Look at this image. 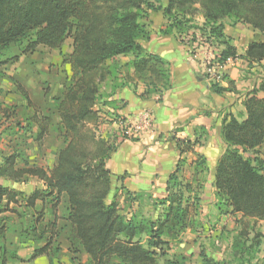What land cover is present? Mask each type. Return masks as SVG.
I'll return each mask as SVG.
<instances>
[{
	"label": "trees",
	"instance_id": "obj_1",
	"mask_svg": "<svg viewBox=\"0 0 264 264\" xmlns=\"http://www.w3.org/2000/svg\"><path fill=\"white\" fill-rule=\"evenodd\" d=\"M148 11H161L168 22L161 33L177 36L188 30L195 16L201 15L200 32L221 46V63L239 56L224 34L225 20L264 34V0H0V64L15 58L10 55L13 47L27 54L44 46L58 50L70 69L59 95L52 98L49 114L40 113L14 80L26 106L34 109L25 129L31 124L36 126L34 140L39 145L52 133L59 143L49 168L30 164L18 151L0 160V177L16 182L31 176L42 182L29 193L0 185V264L32 261L48 253L57 255L58 247L53 244L62 232L72 251H82L87 256L86 264H158L181 233L194 224L191 212L196 213L200 197L194 192L192 197L187 195L192 191L191 183L181 178L188 164L186 155L194 154L199 139L176 138L179 158L166 180L165 195L154 200L161 211L151 219L138 211L122 213L119 201L114 196L109 199L113 186L106 160L116 145L97 136L94 130L102 118V106H114V101L102 100L99 84L109 77L111 81L117 78L119 56L129 58L124 66L131 68L144 84L143 95H160L171 86L169 62L146 52L139 42L149 37L143 22ZM68 38L72 40V50L65 54L62 47ZM242 57L249 63L263 60L264 42L250 41ZM222 78L228 80L225 74ZM121 85L123 81L113 83L112 92ZM231 85V80L226 87L209 82L211 91L217 94L232 91ZM259 90L262 95L253 90L243 99L244 116L227 113L222 118L225 149L216 162L212 186L217 209L264 221V157L260 155V150L264 154V84ZM0 111L8 117L15 112L1 103ZM54 116L56 122L52 120ZM250 151L253 155L246 156ZM195 157L189 164L194 169L193 177L208 168L204 155L195 153ZM20 162L22 165H18ZM120 189L127 204L142 196L132 195L122 184ZM61 204L65 209L62 231L58 217ZM12 216L17 219L16 226H12ZM10 233L33 247L27 259L9 240ZM261 237L256 234L250 239L245 247L247 253H254ZM234 246L243 252L245 243L238 239ZM199 256L201 264H219L204 250L199 251ZM184 261L180 255L176 260L164 259V264Z\"/></svg>",
	"mask_w": 264,
	"mask_h": 264
},
{
	"label": "rangeland",
	"instance_id": "obj_2",
	"mask_svg": "<svg viewBox=\"0 0 264 264\" xmlns=\"http://www.w3.org/2000/svg\"><path fill=\"white\" fill-rule=\"evenodd\" d=\"M143 22L147 25L149 33L154 34L156 32L160 33L166 28L168 23L161 11H151L148 17L146 16L143 19ZM202 22L203 18L201 15L195 16L188 30H184L177 37L178 41L188 49V54L200 61L203 72H205V57L211 56V53L213 55L216 53V57H219L221 46L214 43L210 46L207 43L205 36L201 34L199 29ZM71 43L72 40L69 38L65 41L62 47L63 53L68 54L71 52ZM10 55H15V58L0 64V103L2 107H13L15 112L8 117L0 111V160L12 153V151H18L22 155V159L30 164L49 168L55 160L54 148L59 143L58 137L52 133V135H48L43 140L41 145L35 142L34 133L36 132V126L31 124L28 129H25L29 123L28 117L33 113L34 109L26 106V102L21 98L14 80L28 93L30 100L39 108L40 113H48L47 110H52L53 96L59 95L62 85L65 83V76L70 74L69 66L62 61V56L58 50L44 46H38L34 52L27 54H21L17 48L13 47L10 50ZM127 58L125 57V60H119L118 58L116 64L117 72L115 71L117 78L111 81L109 77L108 80L100 83V93L104 95L113 83L119 84L123 80L125 83H129V88L132 90L138 89L141 91L143 89L144 84L133 74L131 68L120 67L122 65L121 62H126ZM230 59L232 58H228L225 62ZM224 71H221L222 73L219 72L218 77L212 78V81L220 83L223 80L221 74H224ZM124 76L125 78H123ZM208 81L210 82L211 80L209 79ZM101 114L103 116L100 123L97 127L94 126L96 135L115 145L124 138L121 122L124 119H131L133 122L137 121V115L123 118L122 116L111 115L105 110ZM52 118L54 122L57 121L55 116ZM151 130L152 127L133 134V136H143ZM223 150L221 148L220 152ZM260 152V155L264 157L263 151L260 150ZM218 154L216 152L215 156L212 157L211 166H207V170L197 177H193L194 169L191 165H184L181 181L191 183L192 191L187 195L192 197L193 192L198 193L200 197L199 207L196 213L191 212L194 224L181 233L179 240L174 242L173 248L166 250V256L160 258L158 264H164V259L176 260L180 255L185 258L183 264H201L200 250H204L213 261L219 264H264V221L243 218L240 213L224 212V208L217 209L212 179ZM245 155H253V153L250 151L245 153ZM186 158L190 160L196 157L195 154H187ZM18 165H22L21 162ZM111 179L113 189L109 199L114 196L119 201L122 213L127 214L131 211H138L151 219H155L160 213V206L154 203L155 198L160 196L142 194L138 201H131L128 204L124 203V191L119 190V184L122 180L115 182V177L112 175ZM0 185L29 193L34 188L42 186V182L31 176L16 182L6 177H0ZM131 193L134 195L133 192ZM64 211V205L61 204L58 208L60 231H62L61 226L64 224ZM27 215L30 216L29 213ZM12 218V226H16L18 224L16 223L17 219L15 216H12ZM47 219H50V215H47ZM256 234L262 236L260 244L254 248L256 249L254 253H247L245 247L250 244V239ZM238 239L245 243L244 249L241 248L243 252H240L236 248L237 246H234ZM9 240L17 246L19 255L24 259H27L32 253L33 247L28 243L19 242L13 233L9 234ZM53 246L58 247L59 252L57 255L48 253V255L39 256L32 261L25 260L9 264H86L87 256L82 251H72L63 232L58 236Z\"/></svg>",
	"mask_w": 264,
	"mask_h": 264
},
{
	"label": "crops",
	"instance_id": "obj_3",
	"mask_svg": "<svg viewBox=\"0 0 264 264\" xmlns=\"http://www.w3.org/2000/svg\"><path fill=\"white\" fill-rule=\"evenodd\" d=\"M150 12H147V17ZM224 23V34L239 55L225 63L224 74L232 81V91L212 92L200 61L188 54L176 33L165 35L156 32L149 33L148 39L139 42L146 52L156 53L169 62L170 88L160 95H143L144 87L141 91L132 90L123 80L124 85L114 92L110 86L103 95L102 100L114 101V106H102V110L111 115L128 118L143 110L153 113L152 130L133 139H121L106 160V167L115 177V182L122 180L119 186L122 184L134 194L165 195L166 180L179 158L176 138L199 139L200 143L194 146V154L204 155L210 167L216 152L219 153L217 162L224 151L220 152V149H225L221 137L222 118L227 113L244 116L243 99L249 91L255 90L262 95L259 87L264 84V59L249 63L242 55L250 41L264 42V34L241 23L230 25L228 20ZM118 58L125 60V56ZM121 64L124 66L125 61ZM228 80L223 79L219 84L226 87ZM193 160L187 159L188 164Z\"/></svg>",
	"mask_w": 264,
	"mask_h": 264
},
{
	"label": "built area",
	"instance_id": "obj_4",
	"mask_svg": "<svg viewBox=\"0 0 264 264\" xmlns=\"http://www.w3.org/2000/svg\"><path fill=\"white\" fill-rule=\"evenodd\" d=\"M206 41L210 46H212L213 44L212 42L208 41L207 39ZM204 62H205L204 74H206L207 79L208 80L210 79L211 81L212 78L218 77L219 72L224 71L225 63H226V62L221 63L218 60V57H216V53L214 55L213 53H211V56H206ZM152 123H153L152 112L150 110H143L137 115L136 122H133L131 119H124L121 122L122 134L124 136H133V134L150 129L152 127Z\"/></svg>",
	"mask_w": 264,
	"mask_h": 264
}]
</instances>
